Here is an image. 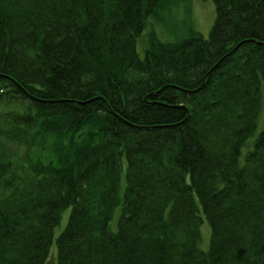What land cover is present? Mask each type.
<instances>
[{
    "label": "trees",
    "instance_id": "1",
    "mask_svg": "<svg viewBox=\"0 0 264 264\" xmlns=\"http://www.w3.org/2000/svg\"><path fill=\"white\" fill-rule=\"evenodd\" d=\"M179 1L0 0V264H264V0Z\"/></svg>",
    "mask_w": 264,
    "mask_h": 264
},
{
    "label": "rangeland",
    "instance_id": "2",
    "mask_svg": "<svg viewBox=\"0 0 264 264\" xmlns=\"http://www.w3.org/2000/svg\"><path fill=\"white\" fill-rule=\"evenodd\" d=\"M157 18L149 16L142 35H147L150 31H155L158 38L163 41H175V39L186 36L191 30L198 31L203 36H207L211 24L214 20V6L211 0H180L167 11H159ZM253 138L246 141L241 150V156L246 149L251 146ZM35 154V153H34ZM119 208L114 211L111 226L115 227ZM69 210L67 209L66 212ZM65 212V213H66ZM66 223V215L62 214L59 225L54 230L57 235ZM202 241L200 248L207 249L209 243L210 229L206 221L201 225ZM55 250L54 246L51 248Z\"/></svg>",
    "mask_w": 264,
    "mask_h": 264
}]
</instances>
